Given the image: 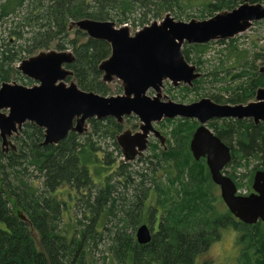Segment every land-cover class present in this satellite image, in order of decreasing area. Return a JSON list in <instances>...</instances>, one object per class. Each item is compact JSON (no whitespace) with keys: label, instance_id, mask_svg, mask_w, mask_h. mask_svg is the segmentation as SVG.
Listing matches in <instances>:
<instances>
[{"label":"trees","instance_id":"obj_1","mask_svg":"<svg viewBox=\"0 0 264 264\" xmlns=\"http://www.w3.org/2000/svg\"><path fill=\"white\" fill-rule=\"evenodd\" d=\"M251 2L264 6V0ZM196 5L203 8L201 19L232 8L229 0H0V27L11 24L3 33H8L7 37L0 32V87L19 81L32 86L34 81L24 77L17 65L55 44L57 50L73 52L76 60L68 68L79 88L103 96L122 94V87L113 90L102 81L99 70L102 61L111 55L109 44L89 38L76 27L70 30V25L91 19L111 21L117 27L137 23L144 27L151 15L159 18L163 12H185ZM73 32L77 39L71 40ZM215 43H228L226 60L221 59L207 77L229 82L221 91L231 95L226 100L221 94L213 95V101L238 105L254 100L258 89L264 88V73L256 65V59L264 60V55L250 59L246 50H239L234 44L235 39ZM210 44L185 43L184 57L200 69ZM222 73L223 79L217 76ZM201 82L196 80L193 89L186 86L184 90L198 92ZM166 121L174 124V129L166 145L168 149L153 146V153L147 158L152 172L149 187L144 184L147 173L135 171L126 176L125 168L129 171L131 166L125 161L117 165L114 173L112 161L104 163L99 157L97 151L103 150L99 146L101 140H113L116 150L121 152L115 139L122 126L114 118L92 119L89 132H71L58 145H44V130L31 123L22 126L11 139L17 147L15 152H5L0 137L3 190L15 199L29 220L22 221L13 214L9 200L0 191V264H95L94 254L101 244L109 264H193L194 254L206 247L212 226L221 223L231 224L239 232L243 249L238 264H264V222L248 225L235 218L228 208L219 211L217 205L223 201L214 194L218 187L211 179L206 159L196 161L192 157L189 144L199 124ZM226 121L218 124L216 120L209 125L231 148L229 165H234V171L224 173L240 190L242 185L235 171L252 166L248 173L252 192L255 173L264 170V123ZM30 168L38 176H32ZM157 171L162 172L161 178ZM124 177L126 196L121 203L119 186ZM115 179H120L118 184ZM136 179L140 181L137 183ZM61 195H69L73 204L66 203ZM145 219H149L151 226L155 222L157 225L151 241L142 245L135 233Z\"/></svg>","mask_w":264,"mask_h":264},{"label":"water","instance_id":"obj_2","mask_svg":"<svg viewBox=\"0 0 264 264\" xmlns=\"http://www.w3.org/2000/svg\"><path fill=\"white\" fill-rule=\"evenodd\" d=\"M245 1L247 3L239 8L208 20L186 22L168 13L163 20L154 21L134 34L128 25L118 28L111 21L84 19L73 22L70 30L76 27L89 38L109 44L111 55L99 66L102 81L107 84L121 82L123 94L111 97L82 90L68 68L76 60L73 52L38 51L18 66L24 77L33 80L35 85L24 87L11 82L0 87V137L5 152L9 147L14 152L17 150L10 139L19 134L26 123L44 130V145H58L71 132L81 135L89 132L87 124L92 119L114 118L117 123L124 124L126 118L135 115L140 122L139 132L124 131L117 135L125 161L131 162L148 149L150 134L165 144L166 138L155 129V124L178 117L195 119L200 125L189 144L192 157L196 161L206 159L211 179L220 187L222 200L235 218L248 225L264 222V170L257 171L252 179L253 193L240 195L235 182L224 173L232 161L231 148L207 126L217 119H251L256 125L264 123V88L258 89L254 101L238 105L223 106L209 98L186 105L167 97L168 101H162L161 96L165 82L174 87H193V82L202 77L197 67L184 57L185 43L200 45L234 39L249 30L253 22L264 20V6ZM260 72L264 73V65ZM149 91L156 95L150 97ZM4 182L0 178V191L12 203L13 214L28 222L27 216L14 209L19 205L3 190ZM135 234L142 245L152 239L147 224L141 225Z\"/></svg>","mask_w":264,"mask_h":264},{"label":"rangeland","instance_id":"obj_3","mask_svg":"<svg viewBox=\"0 0 264 264\" xmlns=\"http://www.w3.org/2000/svg\"><path fill=\"white\" fill-rule=\"evenodd\" d=\"M202 11H203V8L200 5H198V6L196 5L193 8L187 9L185 12L183 10H175V11H170V12H163L160 15L159 18H154L151 15L150 17H148V21H149L148 25H150L154 21H158L159 22V21L163 20L168 13H170L173 17L177 18V20H182V21H186V22H188L191 19L204 20V19L199 18V16L201 15ZM179 15H182V18H178ZM125 25H128L130 27L131 34H134L136 31H138V30L143 28V27L138 26V23H137V25H132V24L131 25L130 24H125ZM10 26H11V24L9 25V24L6 23V24H4L3 26L0 27V32H1V34L4 37L8 36V33H6V34H3V33H5L6 32V28H8ZM76 37H77L76 34L73 32L72 34H70V38L69 39H71V40L72 39H77ZM234 39L236 41V43H234V44L237 45L239 50H246L248 52L247 56L250 59H255V57L257 55H264V21H259V22L255 23L249 30L245 31L244 33H242L240 35H237ZM83 41H86V39L83 40ZM215 42L216 41L210 42L212 44H210L208 52L203 57L204 58V64L200 67V69H198V67L196 66L197 69L200 70V73L202 74V77L200 79H198V80H202L201 84L199 85V88H200L199 91L197 92V91L193 90L191 92H186L184 90V87H186V86H184V85H181L179 87H174V85L172 86V84H170V82H165V83H163L164 84V88H163V92H162V95H161L163 97L162 101H168V99H169V100H172L175 103H180V104H186L187 105V104H192L194 102L195 103L199 102V101H201L202 99H205V98H209V99L213 100L212 96L213 95H218V94H221L222 96H224L225 100L227 98H230L231 94L226 93L224 91L223 92L221 91V90H223V88H225V87L230 85L229 82H219V80L218 81H213L211 78L207 77V74H209L210 72L213 71L212 69H214V66H216L219 63H221V61H220L221 59L222 60H226L225 56L227 54V51H225V48L228 45V43H227V45H219L218 43H215ZM17 45H19V43ZM48 50L60 51V50H57L55 44H53L49 49H45V50H41V51H47L48 52ZM62 51H64V50H62ZM68 51H71V49H68ZM222 51H224V53ZM37 53H38V51H37ZM37 53H34L33 55L29 56L28 58L36 55ZM28 58H25L24 60H26ZM227 64H231V62H228ZM227 64H226V66H227ZM256 65H257V68L262 67L264 65V60L262 59V60H258L257 61V59H256ZM17 66H19V65H17ZM217 76L219 78L223 79L225 74L222 73V74L217 75ZM70 81H71V79L68 80V83ZM17 83H19L21 85H24L21 81H19ZM35 84L36 83L34 82L32 84V86L35 85ZM234 84H235V82H231L232 86H235ZM109 85L112 86L113 90H116L118 88V86L122 87L121 86V82H119V81H114L112 84H109ZM25 86H27V85H25ZM32 86H28V87H32ZM190 88L193 89L194 87H190ZM147 94L150 97L156 95L155 92H153V91H149ZM117 95H120V94H114L113 96H117ZM165 97H167L168 99H165ZM254 100H251V101H254ZM220 104H223V103H220ZM226 104H229V103H226ZM229 105H233V104H229ZM166 120H168V119H164V120H162V122L157 123V124L154 125L155 129L157 131H159L160 134H162L166 138L165 144H162L159 139H157L154 135L150 134L149 143H148V146H147L148 149L144 152L143 156H138L136 159H134V161L126 162L125 159H124V155L122 154V150H121V152H118L116 150L113 140H110V139H108L106 141H102L101 140V141H99V146H101V148L103 149L102 151H104V153L102 151L98 150L97 153H98L99 157L101 159H103L102 161L104 163L107 162L106 160L112 161V163H110V165H111V168H112L111 171L114 172V173L117 170V165L120 166V163L122 161H125V163L128 164V166H131L129 171H128L129 168H125L126 176H127V174L129 175L130 173L132 175H134L135 171L143 172L145 174L147 173L148 176H147V179H146L144 184L147 187H149L150 186L149 183H151V176H150L149 173H152V172H150V169H148L149 166L147 164V162H148L147 158H149V156L153 153V148H154L153 146H158V149H160V150L163 148V146H164V148H163L164 150L166 148L168 149V147L166 145H168V140L171 139L170 132L174 129V124H169L168 121H166ZM177 120H181V121H187L188 120V121H191V122H197L199 124V122L197 120H195V119H185V118H180V117L175 118V120L172 119L170 121H175L176 122ZM223 120L224 119H217V123L218 124L219 123L223 124ZM225 120H227L226 122L229 123L228 121L237 120V119H225ZM244 120H251V119H244ZM213 121L216 122V120H213ZM213 121L208 122L207 126L209 127L210 123L213 122ZM89 123H90V121L88 122L87 125H88V128L91 129ZM123 123L124 124H121L122 130H121V132L119 134L123 133L124 131L125 132L126 131H131L133 133H136V132H139V130H140L139 129L140 128V122H139V120L137 119V117L135 115H132V116L126 118L125 122H123ZM210 129L212 130V132H214V129H212V128H210ZM11 141L15 144V142L13 140H11ZM115 141L117 142V137H116ZM96 148H97V145H96ZM10 149H11V147H9V150ZM233 167H234V165H228L225 168L224 172H226V171L227 172H233L234 171ZM250 169H252V166L250 167ZM250 169L239 168V169H237L235 171L237 173V175L239 176V178H240L239 181H240V183L242 185L241 189L240 190L238 189V191H239L238 193L239 194H248V193H250L249 192L250 183H249V180H248L249 179V177H248L249 174L248 173H249ZM29 172L32 174V176H38V173L36 171H34L32 168H30ZM159 174H162V172L161 171H157V175H159ZM244 174H246V176H243ZM225 175H226V173H225ZM240 175H241V177H240ZM161 177H162L161 175L158 176V178H161ZM126 178L127 177H124L121 180L119 179L122 182L120 184V186H119V196H118V198L120 199V201H121L122 198H124L126 196V193H125V190H126L125 189V185H127V183L125 181ZM119 180L116 181V179H115L117 184H118ZM139 181H140V179H136L137 183ZM37 183H39L40 187L42 186V183L40 181L37 182ZM217 187L218 188L215 189V193L214 194H216L217 196L221 197L220 188H219V186H217ZM132 190H133L132 188L129 190L130 196H132ZM61 198L66 203L73 204V202H71V200H70V196L69 195H65V196L61 195ZM121 203H123V202L121 201ZM129 203H130V201H129ZM10 206H11V208L13 207L11 202H10ZM217 206H218L219 211H224L225 209H227V206L225 205L224 202L218 203ZM14 209H18L17 210V212H19L18 214H21L22 216H26L24 214V212L21 211L20 206H17ZM78 213L80 214V212H78ZM143 221H144V224H147L149 226V228L151 229L152 234H153L155 229H156L155 226L157 225V223L155 222L153 224V226H151V222L149 221V219H145ZM103 247H104V245L101 244L98 247L99 249L95 251V254H94V256H95L94 261H96L95 264H109V260H107V253L105 251V248H103ZM242 249H243V246L239 243L238 257L240 256V253L242 252ZM236 264H238V259L236 261Z\"/></svg>","mask_w":264,"mask_h":264},{"label":"clouds","instance_id":"obj_4","mask_svg":"<svg viewBox=\"0 0 264 264\" xmlns=\"http://www.w3.org/2000/svg\"><path fill=\"white\" fill-rule=\"evenodd\" d=\"M207 245L193 256V264H236L239 232L231 224H215Z\"/></svg>","mask_w":264,"mask_h":264},{"label":"flooded vegetation","instance_id":"obj_5","mask_svg":"<svg viewBox=\"0 0 264 264\" xmlns=\"http://www.w3.org/2000/svg\"><path fill=\"white\" fill-rule=\"evenodd\" d=\"M214 1H221V0H214ZM229 1H231V3H232V8L231 9H226V8H224V9H222L221 11H218L215 15H217V14H219V13H222V12H224V11H232V10H234V9H236V8H239V6H242V5H244V4H246L247 2L245 1V0H229ZM248 4H250V5H257V4H261V3H252L251 2V0H249L248 1ZM262 6H263V4H262ZM214 15V16H215ZM205 20V19H204ZM261 21H264V20H261ZM257 22H259L258 20L257 21H255V22H253V25L255 24V23H257ZM252 25V26H253ZM219 41V40H218ZM260 71V70H259ZM261 73V72H260ZM249 103V102H248ZM218 104H220V103H218ZM195 133V132H194ZM220 188V187H219ZM253 191V190H252ZM220 192H221V190H220ZM249 192L250 193H248V194H240V195H250V194H252L253 192H251L250 190H249ZM222 198V197H221Z\"/></svg>","mask_w":264,"mask_h":264}]
</instances>
